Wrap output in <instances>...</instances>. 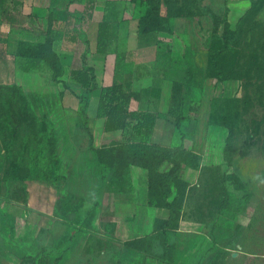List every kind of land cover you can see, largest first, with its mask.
Returning <instances> with one entry per match:
<instances>
[{
	"label": "crops",
	"instance_id": "obj_1",
	"mask_svg": "<svg viewBox=\"0 0 264 264\" xmlns=\"http://www.w3.org/2000/svg\"><path fill=\"white\" fill-rule=\"evenodd\" d=\"M253 1L228 3L232 29L242 17L240 13L244 14ZM23 10L26 30L22 31V36L18 35V41L42 44L50 33L54 38V49L62 58L64 81L71 91L65 93L64 102L59 99L63 106L46 111L55 128L62 180L4 182L6 153L0 140V264H20L30 248L40 244L38 235L41 229L48 234L43 247H53L64 238L69 237L70 240L73 237V241H68L71 246L65 253L66 258L81 252L90 234L106 237L103 225L113 227L110 235L121 244L153 236L154 222L157 219L167 220L169 211L148 205L149 177L145 169L131 167L129 177L125 175L123 184L130 182L131 191L113 192L108 188L111 173L99 164L90 146L92 144L95 150H100L108 148L110 143H121L123 133L105 131V120L97 118L99 100L94 96L89 97L88 130L82 126V105L78 97L85 96L86 91L72 79L71 71L83 68L82 55L86 54L89 66L95 70L99 87L115 83L131 84L135 92L160 88L159 99L132 101L130 110L159 114L153 142L169 148L184 143L187 149L202 157L201 165L204 166L205 157L197 152L193 137L185 133L183 142L179 132L171 127V121L166 116L171 92L166 93L164 89L172 90L175 82L191 85L198 80L205 81L203 74L209 71L208 37L213 30L211 16L202 13L196 17L171 19V34L143 36L138 30L141 7L139 2L133 3L131 0H24ZM49 18L53 19L51 30ZM259 19L264 20V9ZM102 22L110 26L109 48L105 55L97 52L98 27ZM17 25L20 24L16 16L11 24L2 22L0 15V39L6 37L4 34L9 36L7 43L0 42V50L9 49L16 54L19 42L16 44L15 38L21 31L17 30ZM41 65L44 70L28 69L29 73L19 81L20 86L30 89L29 80L35 78L37 87H51L48 79L52 82V72L44 63ZM197 72L201 74L199 78ZM201 96L202 92L192 87L188 99ZM199 175L200 172L186 168L182 179L191 187H199ZM65 194L72 196V204L83 201V206L70 213L66 220H61L56 217L55 211L59 199ZM24 196L25 199L22 198ZM92 214L91 229H88ZM184 218L179 230L169 233L172 244H175L172 241L175 234H193L199 245L206 243V240L211 242L201 223ZM39 219L46 220L47 224L41 223L38 227ZM9 226L10 229L13 227L12 232ZM157 245L158 242H155V251ZM121 255L133 262L142 257L136 264H158L156 259L124 246Z\"/></svg>",
	"mask_w": 264,
	"mask_h": 264
},
{
	"label": "trees",
	"instance_id": "obj_2",
	"mask_svg": "<svg viewBox=\"0 0 264 264\" xmlns=\"http://www.w3.org/2000/svg\"><path fill=\"white\" fill-rule=\"evenodd\" d=\"M131 1L133 3L139 2L141 7L138 30L143 36L153 33L171 34V19L196 17L200 14L187 12L185 4L187 5L190 0ZM229 2L230 0H226L227 13H229L227 7ZM263 9L264 0L253 1L250 8L238 20L235 29L231 28L229 19L226 17L223 21L221 37L219 39L213 38L207 49L208 69L212 70L216 84L243 81V98L224 100V104L233 106L232 111L223 116L221 123L213 117L211 118L214 124L225 127L229 132L224 150L225 154L228 152L233 138L239 119V111L245 115L249 114L253 106L251 88L255 82L262 83L264 80V70L261 65L264 57V20L259 19ZM0 15L2 22L13 23L14 16L7 11L5 0H0ZM211 19L213 30L210 35H214L218 32L220 23L215 16H212ZM52 27L53 19L49 18V30ZM109 31L108 23L99 24L97 46L99 54L108 53ZM248 37L249 41L246 44L250 54L246 56L244 62H237L232 51L240 48L244 39ZM15 56L44 63L52 72V82L71 91L64 81L65 70L62 58L54 49V38L50 33L42 44L20 41ZM82 61V69L71 71L72 79L86 91L85 96L78 97L82 105L80 109V116L83 120L82 126L88 130L89 97L94 96L99 100L97 118L105 120V131H121L123 133V142L121 143H110L108 148L100 150H95L92 144L90 146L96 153L99 164L111 173L108 188L113 192L131 191L130 182L128 185L123 184L125 175L129 177L131 167L145 169L149 177L148 205L169 211L167 220L157 219L154 222L153 236L134 239L122 244V246L141 255L152 257L156 259L158 264H175L173 254L176 245L170 242L169 233L179 230L181 219L185 217V206L187 207L189 197L196 192L195 187H191L182 179V174L186 168H191L202 175L205 169L201 165L202 157L193 150L187 149L184 143L178 147L169 148L153 142L152 137L159 114L144 110H130L132 101L159 99L162 92L160 88L154 87L135 92L131 84L115 83L111 86L99 87L95 70L89 66L86 54L82 55ZM189 95L190 87L188 84L175 82L172 86L166 114L169 121L173 120L183 142L185 139V132L182 131L185 120L184 106ZM2 119L4 122H1ZM8 127L11 131V144L6 137ZM22 133H25V140L20 142ZM0 140L6 153L4 182H58L63 179L60 174L61 161L57 155V138L54 125L47 113L46 119L41 120L39 115L29 109L26 93L20 86L0 84ZM26 153L27 157L25 158ZM218 171L219 173L222 172L221 169ZM231 177L235 180L232 183L235 190L243 194L240 201L248 200L251 193L240 178H237L234 173ZM220 188L222 195L217 212L222 214L231 207L230 198L236 196L227 190L225 180L221 183ZM69 203L72 204V196L65 194L58 201L55 215L60 217L59 211L61 210L62 220H66L70 213H75L83 206V201H79L76 205H69ZM195 214L198 213L195 212ZM93 217L92 214L87 224L88 229H91ZM201 220L196 221L203 226ZM109 226L113 228L111 225ZM10 230L12 232L13 227ZM91 235L96 234H90L89 237ZM66 240L67 238H64L62 242ZM97 242L102 241L97 240ZM155 242H158L162 249L160 254H155ZM38 249V244L33 245L29 253L21 259V263L59 264L62 261L60 257L52 261L47 256H41L38 254ZM36 251L37 253H33ZM119 264H122L121 261Z\"/></svg>",
	"mask_w": 264,
	"mask_h": 264
},
{
	"label": "rangeland",
	"instance_id": "obj_3",
	"mask_svg": "<svg viewBox=\"0 0 264 264\" xmlns=\"http://www.w3.org/2000/svg\"><path fill=\"white\" fill-rule=\"evenodd\" d=\"M5 3L9 14L16 16L20 24L17 25V30L21 31L15 38L17 44L19 36L23 35L22 31L26 30L24 0H5ZM185 8L188 13L197 12L218 18L219 30L216 34L209 35L208 44L213 38L221 37L223 21L226 17L228 19L231 17L226 11V0H190L187 5L185 4ZM242 14L243 12L239 16ZM4 35L6 37L0 39L1 43L9 41V36ZM248 41L249 37L244 39L240 48L232 51L237 62H244L246 56L250 54L246 44ZM261 63L264 70V57ZM30 68L44 70L41 63L17 58L13 50H0V84L20 86L19 81L26 73H29ZM197 74L199 78L201 74L198 72ZM203 75L204 82L198 80L189 85L190 94L192 87H195L202 92V96L197 99L187 98L184 106L185 120L182 131L193 137L197 152L205 157V169L198 178L199 187L195 186V194L189 197L184 219H202L204 230L211 242L206 240V243L199 245L193 234L182 236L175 234L172 237L176 245L173 261L175 264H264V80L262 83L255 82L251 88L253 106L249 114L245 115L239 111L233 138L225 154L229 132L225 127L214 124L211 118L221 123L223 116L232 111L233 106L224 104V100L242 99L244 96L243 81L216 84V78L211 69ZM16 81L17 83H14ZM29 81L32 86L30 89L20 87L26 93L29 109L39 115V119H46L47 109L52 111L64 105L60 101L64 102L65 93L69 90L62 85H52L51 80L48 79L51 87H37L35 78ZM164 92L170 93L171 90L166 88ZM1 122H4L3 119ZM171 122L173 130L177 131L173 120ZM81 123H83L82 119ZM6 137L11 144L9 127L6 129ZM24 138L25 133H22L19 141L22 142ZM177 138L179 142L180 137ZM220 169L221 173L218 171ZM233 173L240 178L251 193L248 200L240 201L243 194L237 192L232 184L235 182L231 177ZM224 180L227 190L236 197L230 198L231 207L221 214L217 212V208L222 195L220 186ZM22 198L25 199L26 196ZM61 213L60 210L58 218L62 220ZM38 223L39 227L41 223L47 224V221L39 219ZM107 225H103L102 229L106 237L91 235L81 252L67 258L65 253L67 249L70 250L71 246L68 241H73V237H70V240L67 237V240L60 245L47 248L43 245L46 243L48 234L45 229H41L38 235L40 242L38 243V254L47 256L52 261L60 257L62 261L59 264H119V261L122 264H136L140 259L142 260V257L136 258L134 262L126 257L122 258L123 246L120 242L113 240L110 235V224ZM97 240L102 242H97ZM155 252V254H160L161 247L157 245Z\"/></svg>",
	"mask_w": 264,
	"mask_h": 264
}]
</instances>
